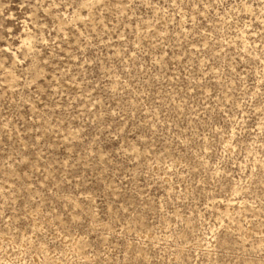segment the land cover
Segmentation results:
<instances>
[{"label": "rangeland", "instance_id": "374dc122", "mask_svg": "<svg viewBox=\"0 0 264 264\" xmlns=\"http://www.w3.org/2000/svg\"><path fill=\"white\" fill-rule=\"evenodd\" d=\"M0 264H264V0H0Z\"/></svg>", "mask_w": 264, "mask_h": 264}]
</instances>
